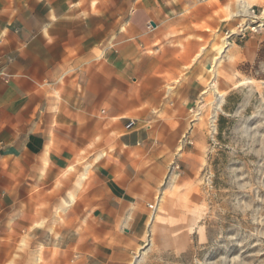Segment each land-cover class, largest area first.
I'll return each mask as SVG.
<instances>
[{
    "label": "crops",
    "instance_id": "0c3cea01",
    "mask_svg": "<svg viewBox=\"0 0 264 264\" xmlns=\"http://www.w3.org/2000/svg\"><path fill=\"white\" fill-rule=\"evenodd\" d=\"M208 2L0 0V252L131 264L211 67L197 57L231 32Z\"/></svg>",
    "mask_w": 264,
    "mask_h": 264
},
{
    "label": "rangeland",
    "instance_id": "374dc122",
    "mask_svg": "<svg viewBox=\"0 0 264 264\" xmlns=\"http://www.w3.org/2000/svg\"><path fill=\"white\" fill-rule=\"evenodd\" d=\"M208 4L219 5L216 15L234 34L249 24L240 13L245 8L253 7L264 22V0ZM210 31L212 46L197 60L207 57L211 67L200 97L187 107L180 143L131 264H264V29L244 40L229 38L217 62L227 36ZM252 41L263 42L255 63L239 65L233 49ZM212 83L224 94L219 110L212 106ZM5 244L0 264H29L26 238L15 249L12 240Z\"/></svg>",
    "mask_w": 264,
    "mask_h": 264
},
{
    "label": "built area",
    "instance_id": "2783aa9c",
    "mask_svg": "<svg viewBox=\"0 0 264 264\" xmlns=\"http://www.w3.org/2000/svg\"><path fill=\"white\" fill-rule=\"evenodd\" d=\"M245 12H246V15L248 16L245 18H246V21L249 22V24L245 25L244 27L239 26V32L236 34H234L233 32L226 33L227 40H230L229 38H231L232 36H235V39L237 40H244L247 38V35L249 33L256 34L262 29H264V22L262 20L263 18L257 15V12L253 7L246 8ZM132 126H133V122H130L127 128H130ZM150 208L152 209L153 207L151 206Z\"/></svg>",
    "mask_w": 264,
    "mask_h": 264
},
{
    "label": "bare ground",
    "instance_id": "6f19581e",
    "mask_svg": "<svg viewBox=\"0 0 264 264\" xmlns=\"http://www.w3.org/2000/svg\"><path fill=\"white\" fill-rule=\"evenodd\" d=\"M240 13L242 14L241 15L242 17H248L244 10L240 11ZM227 41H228V43L226 42L227 43L226 47H228L229 46V42H231L229 40H227ZM225 52H226V48L224 47V49L219 53V55L216 56V58H215L216 62H217V60H221L223 58V56H224L223 54H225ZM212 91H213V95H214V101L212 102V106L214 107L215 110H219L220 106H221V104H222V102L224 100V94L220 93L218 91V89L216 87V83H212ZM204 94H208V91H205ZM213 119H215L214 116H213ZM132 264H134V263H132Z\"/></svg>",
    "mask_w": 264,
    "mask_h": 264
}]
</instances>
